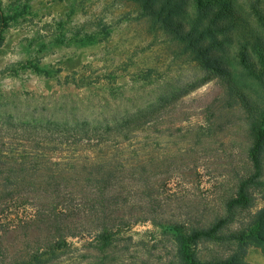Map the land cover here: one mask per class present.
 Wrapping results in <instances>:
<instances>
[{
  "label": "trees",
  "instance_id": "16d2710c",
  "mask_svg": "<svg viewBox=\"0 0 264 264\" xmlns=\"http://www.w3.org/2000/svg\"><path fill=\"white\" fill-rule=\"evenodd\" d=\"M125 1L139 7L149 32L165 37L172 57L193 61L217 78L228 106L237 105L244 114V173L224 199L223 214L207 225L158 219L159 205L129 220L115 214L133 205L134 195L145 200L164 195L143 176L164 170L178 182L188 178L183 156H188V124L178 126L171 119L186 91L161 93L110 120L21 123L7 136L14 141L0 142V230L10 227L4 224L5 212L20 210L24 219L19 224L47 229L48 237L6 264H53L69 250L67 238L79 233L91 235V246L105 252L122 228L135 222H150L157 233L170 236L178 264H250L246 256L251 245L264 254V207L250 213L237 230H225L238 211L254 207L256 192L264 201V1ZM5 26L0 8V40ZM152 73L146 71L142 81L151 83ZM201 242L232 247L223 258L201 261L196 250Z\"/></svg>",
  "mask_w": 264,
  "mask_h": 264
},
{
  "label": "rangeland",
  "instance_id": "374dc122",
  "mask_svg": "<svg viewBox=\"0 0 264 264\" xmlns=\"http://www.w3.org/2000/svg\"><path fill=\"white\" fill-rule=\"evenodd\" d=\"M0 8L6 21L0 40V136L32 119L110 120L161 93L186 91L171 119L188 124V156L183 155L188 178L178 182L172 172H149L143 179L155 181L164 195L150 200L134 195L133 205L115 215L136 219L159 205L158 219L207 225L223 214V201L246 167L247 139L244 114L228 106L217 78L193 61L172 57L165 37L149 32L139 7L125 0H0ZM149 69L152 82L146 84L142 75ZM6 137L0 142L14 141ZM127 185L136 187L133 181ZM253 196L254 207L238 211L225 233L264 207L261 194ZM4 216L10 227L0 230V264L48 237L47 229L19 224L20 210ZM116 238L100 252L91 246V235L68 237L69 250L53 264H178L173 239L150 222L123 227ZM231 247L201 242L197 257L223 258ZM246 261L264 264V254L251 245Z\"/></svg>",
  "mask_w": 264,
  "mask_h": 264
}]
</instances>
